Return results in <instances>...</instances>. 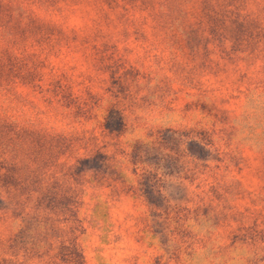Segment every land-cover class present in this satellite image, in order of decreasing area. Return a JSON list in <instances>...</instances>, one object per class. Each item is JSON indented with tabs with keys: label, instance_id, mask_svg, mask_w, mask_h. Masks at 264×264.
<instances>
[{
	"label": "rangeland",
	"instance_id": "1",
	"mask_svg": "<svg viewBox=\"0 0 264 264\" xmlns=\"http://www.w3.org/2000/svg\"><path fill=\"white\" fill-rule=\"evenodd\" d=\"M0 264H264V0H0Z\"/></svg>",
	"mask_w": 264,
	"mask_h": 264
}]
</instances>
